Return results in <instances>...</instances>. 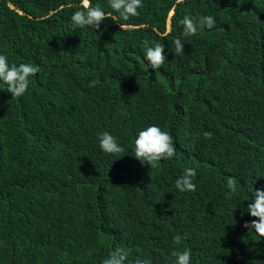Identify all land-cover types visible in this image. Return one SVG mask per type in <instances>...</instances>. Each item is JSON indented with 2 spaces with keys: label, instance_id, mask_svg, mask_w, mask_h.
<instances>
[{
  "label": "trees",
  "instance_id": "1",
  "mask_svg": "<svg viewBox=\"0 0 264 264\" xmlns=\"http://www.w3.org/2000/svg\"><path fill=\"white\" fill-rule=\"evenodd\" d=\"M81 3L0 0V54L41 69L20 98L0 81V264H101L117 247L132 262L175 264L188 247L193 264H264V238L243 227L257 219L250 187L264 189V0H143L127 21L92 0L119 20L100 30L74 28ZM186 14L217 23L186 37ZM175 38L184 53L163 66L154 100L144 50L174 54ZM153 124L176 153L150 167L134 142ZM103 131L125 151L103 152ZM189 167L196 191L181 192Z\"/></svg>",
  "mask_w": 264,
  "mask_h": 264
},
{
  "label": "clouds",
  "instance_id": "2",
  "mask_svg": "<svg viewBox=\"0 0 264 264\" xmlns=\"http://www.w3.org/2000/svg\"><path fill=\"white\" fill-rule=\"evenodd\" d=\"M177 3H183V0H177ZM109 6L114 12L118 13L120 19L127 21L132 17H138L140 15L139 9L144 4L143 0H109ZM108 18L119 22L117 16L106 13L99 4L93 6L92 0H82L81 9L75 11L70 17L74 28L88 27L96 30H100L101 24ZM179 23L183 26V35L187 37L200 35L202 28L213 29L217 21L212 15L191 16L186 14ZM120 28H123L121 23ZM144 43L147 45L148 41ZM172 44L175 46L174 54L180 55L184 53V43H182L180 38H175ZM144 58L147 64L155 70L161 68L167 58L169 60V56L165 54L164 45L160 43L155 44L154 47L146 46ZM40 70L39 65L31 62L9 64L8 57L0 54V81L6 85L4 89L10 92L14 99L23 97L26 94L31 83V77L38 74ZM96 84L97 81L93 80L90 83V87H95ZM203 136L206 139H211L213 133L205 131ZM98 141L99 147L105 153L115 155L125 151L118 143V138L108 131L99 133ZM134 143L135 158L142 164L147 163L150 167H155L157 161L172 159L176 153L173 136L155 124L140 130ZM196 176L197 170L195 168H185L183 174L175 181L176 188L181 192H195L197 186L193 180ZM226 187L229 190L227 193L229 198L237 195L238 189L235 177L230 176L227 178ZM250 191L252 192V198L250 199L252 202L247 205V212L257 219H253L250 222L245 221L243 227L254 229L259 237L264 238V189H257L252 185ZM181 242V235L173 237V243L177 246ZM172 255L176 258L175 264H193L191 248L185 247L182 251L178 248L174 249ZM128 256V250L123 247H117L110 251L101 264H153L150 257L147 259L136 258L132 262L128 260Z\"/></svg>",
  "mask_w": 264,
  "mask_h": 264
},
{
  "label": "rangeland",
  "instance_id": "3",
  "mask_svg": "<svg viewBox=\"0 0 264 264\" xmlns=\"http://www.w3.org/2000/svg\"><path fill=\"white\" fill-rule=\"evenodd\" d=\"M185 44L186 43H184V47H185ZM166 49H167V46L164 45L165 54L168 55L169 57L174 58L175 56H178L176 54L170 53ZM168 63H169V60L167 58L164 65H167ZM163 66L159 68L158 70H155V69H152L150 65L146 64V70L144 71V83L147 89L149 90V92L151 93V96L153 97L154 100L158 99L157 95L159 94L157 91V85L159 83V79H160L159 75L161 74L163 70Z\"/></svg>",
  "mask_w": 264,
  "mask_h": 264
}]
</instances>
